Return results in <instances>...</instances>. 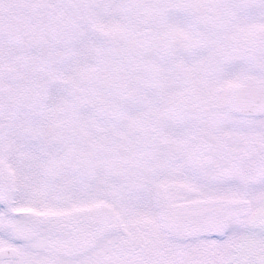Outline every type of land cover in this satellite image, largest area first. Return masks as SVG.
I'll list each match as a JSON object with an SVG mask.
<instances>
[{
  "label": "snow or ice",
  "instance_id": "6c2138e0",
  "mask_svg": "<svg viewBox=\"0 0 264 264\" xmlns=\"http://www.w3.org/2000/svg\"><path fill=\"white\" fill-rule=\"evenodd\" d=\"M0 264H264V0H0Z\"/></svg>",
  "mask_w": 264,
  "mask_h": 264
}]
</instances>
